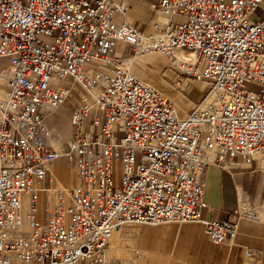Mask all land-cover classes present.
<instances>
[{"label": "built area", "instance_id": "1", "mask_svg": "<svg viewBox=\"0 0 264 264\" xmlns=\"http://www.w3.org/2000/svg\"><path fill=\"white\" fill-rule=\"evenodd\" d=\"M262 2L158 0L145 33L125 2L0 0V264H131L107 254L124 224L201 222L219 244L241 220L264 219V203L200 216L211 164L264 163ZM127 48L168 57L212 100L179 117L127 69ZM66 104L62 143L46 120ZM60 157L74 173L67 189L49 172Z\"/></svg>", "mask_w": 264, "mask_h": 264}, {"label": "crops", "instance_id": "2", "mask_svg": "<svg viewBox=\"0 0 264 264\" xmlns=\"http://www.w3.org/2000/svg\"><path fill=\"white\" fill-rule=\"evenodd\" d=\"M114 1L128 4L127 21L137 25L145 33L151 30L149 20L157 7L158 0ZM263 15L264 0L256 13L257 17ZM180 55L188 56L190 53L186 54L184 51ZM8 62V58L0 57V70ZM168 62L170 59L156 53L134 54L125 59L126 67L130 72L145 77L161 90L168 87L166 82L155 72H147L145 68L146 64H152L162 69ZM197 85V89L206 87L204 81H200ZM177 99L182 102L177 106L179 116L183 117L190 111L191 106L181 98L177 97ZM68 107L69 104L63 105L48 117L46 122L49 127L59 131V126L64 125V121L68 118L70 109ZM57 112H61L64 116L55 119L53 114ZM59 134L60 137L65 135L61 132ZM57 162L51 167V176L55 178L58 175L60 178L63 177L64 183H72L73 169L70 163H64L62 160ZM64 183L55 180L58 188L69 187ZM203 198L206 205L201 210L200 216L205 220L226 219L240 206L264 203V163L247 162L239 156L227 160L225 167L211 164L206 171ZM128 229L129 233L134 232V246L138 256L139 254L143 256V264H264V219L241 220L236 237L219 244L212 243L206 237L201 222L142 224ZM124 235L125 230L117 231L118 246L114 248L117 249L119 246L125 248Z\"/></svg>", "mask_w": 264, "mask_h": 264}, {"label": "rangeland", "instance_id": "3", "mask_svg": "<svg viewBox=\"0 0 264 264\" xmlns=\"http://www.w3.org/2000/svg\"><path fill=\"white\" fill-rule=\"evenodd\" d=\"M119 49H120L119 46L115 47L114 54H117L119 52ZM134 54L135 53H133V51L130 48H127L125 50L124 56L126 58H128V57L133 56ZM158 55H162V54L158 53ZM169 65H170V63L168 62L165 66L162 67V69H158L157 67H155L152 64H146L147 67L145 68V70L147 72H155L157 76H159L160 78H162L166 82V85L168 87L165 89H162V90L159 89L158 87H155L153 84H151L145 77H143L139 74H136V73H134V75H136V76L140 77L141 79L145 80L146 82H148L152 87H154L159 92H161L165 97L171 99L176 105H180L182 103L179 99H177V97L181 98L182 101H185L188 104H190L191 109L194 106L201 104V102H203L205 100V97L208 95V84H207V82L204 81V85L206 84V87H204L203 89H197V86H198L197 84L200 82L199 80H195V79L188 78V77L176 76L171 71V69L168 68ZM59 114H61V115L59 116ZM69 114H70V109L68 112V118L66 121H64V125L61 124L59 126V131L62 134L64 133L65 135L63 137H60V134H59L60 132L58 130H56V133L59 135V140H60L59 142H62V143L66 139V136H67V133L69 130ZM53 116L55 119L58 120V118L63 117L64 115H62L61 112H57V113H54ZM61 126H63V127H61ZM58 160H62V161H64V163H67V159H65L64 157H60ZM58 160L54 161L52 163V165H55ZM56 180H60L62 183H64L63 177L60 178L58 175L56 177ZM53 181L55 182L54 178H53ZM73 183H74V173H73V182L69 183V184L68 183L67 184L64 183V184L67 186H71ZM43 198H44V195L42 193H40L39 194V204H40L39 206L41 207L40 209H43ZM131 226L136 227L138 225L126 224V225H123L122 227H120L118 229L120 231L125 230L124 242H123V245L125 246L124 249H123V247H120V246L117 247V249L114 248V246H118L116 244L117 232L115 233V236H114L113 241H112L111 255L113 257L120 258L122 261H126L128 263L130 262L131 264H143V260H142L143 256L141 257L140 254L138 256V254L136 253V248L134 246V237H133L134 232L133 233L128 232V230H129L128 228Z\"/></svg>", "mask_w": 264, "mask_h": 264}, {"label": "bare ground", "instance_id": "4", "mask_svg": "<svg viewBox=\"0 0 264 264\" xmlns=\"http://www.w3.org/2000/svg\"><path fill=\"white\" fill-rule=\"evenodd\" d=\"M184 51H186V54H189L190 53V55H188V56H181L180 55V53L181 52H184ZM189 50H186V49H181V50H178L177 52H176V55L179 57V58H182V59H190V57H191V55H192V52L191 51H189ZM149 54H153V53H156V54H158V52H148ZM138 54H140L141 55V53H137L136 55H138ZM166 57V56H165ZM168 58V57H167ZM169 59V58H168ZM199 81H204V80H199ZM212 97V95H207L206 96V98H205V100L203 101V102H201V104L202 105H206L207 103H209L212 99H210ZM176 105V104H175ZM176 108H177V113H178V106L176 105ZM178 116H179V113H178ZM180 117V116H179ZM59 161V160H58ZM68 162V161H67ZM69 163V162H68ZM51 167L52 166H50L49 167V172H50V170H51ZM53 177V176H52ZM54 178V177H53ZM54 180H56V177L54 178ZM70 187V186H69ZM69 187H67V188H69ZM67 188H65V189H67ZM62 189V188H61ZM38 194H40L39 192H38ZM39 197V196H38ZM38 203H39V201H38ZM40 205V204H39ZM39 208H41L40 206H39ZM124 225H126V224H124ZM123 226V225H122ZM121 226V227H122ZM119 229V228H118ZM118 229L117 230H115L114 231V233H113V235H112V237H111V239H110V245H109V248H108V250H107V254L108 255H110L111 257H113L112 255H111V251H112V241H113V238H114V235H115V233L118 231Z\"/></svg>", "mask_w": 264, "mask_h": 264}]
</instances>
